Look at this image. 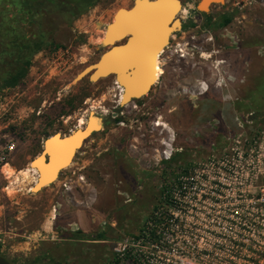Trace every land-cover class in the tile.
<instances>
[{"label":"rangeland","instance_id":"1","mask_svg":"<svg viewBox=\"0 0 264 264\" xmlns=\"http://www.w3.org/2000/svg\"><path fill=\"white\" fill-rule=\"evenodd\" d=\"M182 2L183 29L140 99L121 105L113 77L77 79L109 48L106 27L133 0H100L71 25L57 21L59 47L37 52L23 81L2 94L0 145L15 144L0 170V254L10 263L122 264L133 247L149 251L152 264H264V0H227L208 14L199 0ZM224 14L233 19L220 27ZM143 24L149 34L156 18L146 11ZM93 110L103 128L56 182L33 193L30 162L45 139L84 125ZM167 155L172 166L163 165ZM212 158L238 166H206ZM178 176L185 195L175 185L172 196L181 209L162 193ZM158 205L181 222L166 230L168 251L153 253L132 236Z\"/></svg>","mask_w":264,"mask_h":264},{"label":"water","instance_id":"2","mask_svg":"<svg viewBox=\"0 0 264 264\" xmlns=\"http://www.w3.org/2000/svg\"><path fill=\"white\" fill-rule=\"evenodd\" d=\"M158 1L160 0L151 2L156 3ZM226 1L227 0H199L197 4V10L200 13L208 14L212 6L225 4ZM176 2L179 4V6ZM137 6L138 0H133V5L129 9V11L135 10ZM182 8V0H174L172 5L165 4L162 8L156 6L147 7L146 11L149 12V15H153L156 20H158V22L153 33L150 35V39L146 41L143 40L144 34L142 32V28L144 29L145 34H147V32L145 30V27L142 26L145 18V15L144 18L141 15L142 11L138 10V14H135L134 17L130 18L132 22H130V24H126L124 23L123 17L120 14L123 8L118 9L114 14L113 21L106 27L102 44L106 45V43L108 44V42H111L112 34L110 32V28L114 25H120L122 31L129 32V34L124 36L120 42H123L125 40L126 41L123 43L117 42L112 46H109V48L100 55L98 61L86 66L81 70V72L77 75V79L90 68L97 66L96 68H93L90 72H88L86 76H88L89 79L93 81L95 76L100 71L103 72L110 70V73L107 77H113L116 81V84L122 86L123 88V96L121 102H124V100L127 99L129 100V102H133L134 100L143 97L146 93H149L153 86V59L156 52L166 47L163 46L167 39L168 44L170 43V38H168V35H174L178 31H181L183 29V21L179 17ZM169 20L170 23H167ZM171 29H173V31L169 33ZM141 40L142 44H140V48L138 49L134 47L127 48L126 50H123V54L121 56H117V58L114 59H112V56H107L118 47H128L129 45H131L130 43H132L133 45L134 43H139ZM142 51H145L143 55L144 57H142V59L139 61L135 54ZM83 77H81L80 79H82ZM146 90L147 92L143 94V92H145ZM96 118V124H91V126H87L86 128L84 127V130H80V128H78L66 134L55 133L54 135H50L45 139L42 145V150L40 151V153L33 157L31 164H34L36 161L41 159L43 165L48 166L51 164V162L54 161V163L51 165L52 174H50V176H48L47 174L45 175L44 170L40 166L35 167L38 172V178L37 182H35L32 188L35 189L41 183L46 185H44V187H41L39 191L33 193H39L46 187L50 186L52 183L56 182L64 170L61 168V166H63L69 160L73 152L75 153V158L76 154L83 147L85 142L89 140L95 133L100 131L93 130V128H95L96 126H101V128H103L104 119L99 115H97ZM90 130H92L91 133L83 139V144L81 145V147L76 148V146L81 142L82 137L90 132ZM55 139L58 141H54ZM57 154H60L58 158ZM53 174H56V178L55 181L52 182L49 180H52L51 178H53V176L51 175ZM0 264L11 263L7 258L0 254Z\"/></svg>","mask_w":264,"mask_h":264},{"label":"trees","instance_id":"3","mask_svg":"<svg viewBox=\"0 0 264 264\" xmlns=\"http://www.w3.org/2000/svg\"><path fill=\"white\" fill-rule=\"evenodd\" d=\"M99 2L100 0H0V54L7 55L4 61L0 57V65L3 63L1 67L4 68L0 77V99L6 89L14 88L23 81L32 65V57L37 52L48 46L59 47L53 39L58 27L57 21L71 25ZM232 19V15L224 14L219 26L226 27ZM174 159L164 161L163 165L172 166ZM187 167L181 169L188 172ZM166 191L167 188H164L162 193ZM160 207L164 211L158 216L156 212ZM167 217L168 209L156 206L148 218L147 226L139 234L132 236L133 245L151 248L153 253L157 249L168 251L170 246L165 242L164 235L169 223ZM97 237L98 240H105L106 233L100 232ZM234 244L242 246L238 241ZM252 249L250 246V251ZM148 252H134L131 247L124 253L122 260L118 261L122 264H152L150 256L146 255Z\"/></svg>","mask_w":264,"mask_h":264},{"label":"bare ground","instance_id":"4","mask_svg":"<svg viewBox=\"0 0 264 264\" xmlns=\"http://www.w3.org/2000/svg\"><path fill=\"white\" fill-rule=\"evenodd\" d=\"M151 1H155V0H138V6L136 7V9L135 10H133V11H129V9L131 8V7H129V8H124V7H120V8H123L122 9V11H121V16L123 17V20H124V23H126V24H130V22H132V20L130 19V18H132V17H134L135 16V14H138L137 12H138V10H140V11H142V17L144 18V15H145V11H146V9H147V7H151V6H156V7H159V8H162L165 4H168V5H172V3L174 2V0H160V1H158V2H156V3H153V2H151ZM177 3V2H176ZM177 5L179 6V4L177 3ZM119 8V9H120ZM118 10V9H117ZM116 10V11H117ZM145 10V11H144ZM136 12V13H135ZM142 18V19H143ZM138 22V21H137ZM156 22H158V20H156ZM134 23H135V21H134ZM167 23H170V20L167 22ZM142 26L143 27H145V25L144 24H142ZM179 27V26H178ZM122 28H121V26L120 25H114V26H112L111 28H110V32H111V34H112V40H111V42H108V44H111L110 46H112L113 44H115V43H117L120 39H122L124 36H126V35H128L129 34V32H127V31H122L121 30ZM178 29V28H177ZM151 31V33H149L150 35L153 33V29H151L150 30ZM173 31V29H171L170 30V32L169 33H171ZM142 32H143V34H144V37H143V40L144 41H146V40H148V39H150V35L149 34H145V31H144V29L142 28ZM170 35V34H169ZM168 35V38H170L171 39V36L172 35H170L169 36ZM104 36H105V33H104ZM104 39V38H103ZM169 39V40H170ZM107 44V43H106ZM131 45H129L128 47H118V48H116V49H114L111 53H109L107 56H121L122 54H123V50H126L127 48H132V47H134V48H136V49H138V48H140V44H142V40L139 42V43H134L133 45H132V43H130ZM168 44V39H167V41L164 43V46L163 47H165L166 45ZM163 49L164 48H162L161 50H159L158 52H156V54H155V57H154V59H153V68H154V77H153V81H152V85H154L155 84V82L160 78V76H161V69H160V60H161V53H162V51H163ZM144 52L145 51H142V57H144L143 55H144ZM130 53H132V52H130ZM115 57V58H116ZM103 64V63H102ZM101 64V65H102ZM100 65V66H101ZM97 67V66H96ZM96 67H93V68H96ZM93 68H90L89 70H87L82 76H80L78 79H80L81 77H83V76H86L87 74H88V72H90ZM100 71V70H99ZM100 72H102V71H100ZM98 73L96 76H95V78H94V80L93 81H97V80H99L100 78H105V77H107L108 75H109V73H110V70H107V71H103L102 73ZM127 72V71H126ZM120 86V85H119ZM121 87V89H122V96H123V88H122V86H120ZM147 92V90L145 91V92H143V94H145ZM140 95H142V94H140ZM139 95V96H140ZM121 99H122V97H121ZM129 102V100L127 99V100H124V102H121V100H120V104H122L123 106H125L127 103ZM95 110H93V111H90V113H89V115H88V118H87V120L85 121V124L84 125H82V126H80V127H78V128H80V130H84V127L86 128L87 126H91V124L93 125V124H96V121H97V115L95 114V112H94ZM77 128V129H78ZM102 128H101V126H96L95 128H93V130H96V131H98V130H101ZM91 131L92 130H90V132H88L85 136H83L82 137V140H81V142L76 146V148H79V147H81V145L83 144V139L85 138V137H87L90 133H91ZM57 133H59V132H57ZM62 134V133H61ZM54 141H58V140H54ZM167 154L169 155V152H167ZM74 155H75V153L73 152V154L71 155V157L69 158V160L63 165V166H61V168L62 169H66V168H68V167H70V165H72V163H73V160H74ZM167 155V156H168ZM58 156H60V154H57V158H58ZM56 158V159H57ZM33 160V159H32ZM54 163V161L53 162H51V164L50 165H48V166H45V165H43V163H42V161H41V159L40 160H38V161H36L34 164H31V162H30V166H31V168L32 169H34L36 172H37V170L35 169V167H37V166H40L43 170H44V174L46 175H48V176H50V174H52V171H51V165ZM51 176H53V178H51L52 180H49V181H55V178H56V174H53V175H51ZM37 178H38V172H37ZM37 178H36V180H35V182H37ZM48 181V182H49ZM35 182H34V184H35ZM47 182V183H48ZM34 184L31 186V191L32 192H37V191H39V189L41 188V187H44V185H46V184H40L39 186H37L35 189H33L32 187L34 186Z\"/></svg>","mask_w":264,"mask_h":264},{"label":"built area","instance_id":"5","mask_svg":"<svg viewBox=\"0 0 264 264\" xmlns=\"http://www.w3.org/2000/svg\"><path fill=\"white\" fill-rule=\"evenodd\" d=\"M14 149H15V144H13V143H6V144H3V145H0V170L8 162V160L11 157ZM165 159L170 160L171 156H166ZM224 160H226V159L224 158L223 161ZM211 161H213V163L212 164H208L206 166H238L237 164H234L233 162L232 163H224V162H222V163L215 164L214 163L215 160H213V158H212ZM218 162H220V159H218ZM242 166H248V165H242ZM187 169H188V172H185L184 170H182V173H184L186 175H190L191 173H193L195 171V167L194 166H188ZM179 177L180 176L177 177V180H176L175 183H171L170 184L171 187H165V188H167V191L163 194L165 198L169 199V201H167L165 199V202L167 201L165 203V205H167V204L170 205V203H171V206L174 207V208L177 207V209H181L179 207V205H181V201H176L175 199H173V196H172L173 195V191H174L173 189L175 188V185L179 186L180 187V192L179 193H181L182 197H184V195H185L184 193H185V189H186V187L184 186L185 182L181 180L184 176H181L180 178ZM182 189H184V190H182ZM258 199L259 200L262 199V196H259ZM163 211L164 210H162V208H160L156 212V214L158 216H161ZM166 220H168V222H169L168 223V227H170V226H178V223L180 224V222H181V219L179 217H175V214H173V213H171L169 211H168V217L166 218ZM147 224H148V222H147ZM147 224H146V226H147ZM168 227H166L164 235L166 234V230L167 229L169 230ZM237 241L242 243L241 248H246V245L243 243L242 240L238 239ZM238 247H240V246H238ZM159 251H160V249H159Z\"/></svg>","mask_w":264,"mask_h":264},{"label":"flooded vegetation","instance_id":"6","mask_svg":"<svg viewBox=\"0 0 264 264\" xmlns=\"http://www.w3.org/2000/svg\"><path fill=\"white\" fill-rule=\"evenodd\" d=\"M205 14V13H204ZM173 36V35H172ZM172 36H171V38H172ZM171 40V39H170ZM126 41V40H125ZM125 41H123V42H125ZM61 100V99H60Z\"/></svg>","mask_w":264,"mask_h":264}]
</instances>
